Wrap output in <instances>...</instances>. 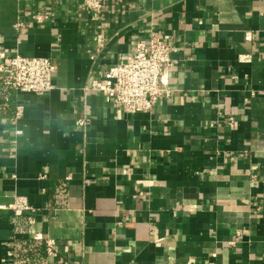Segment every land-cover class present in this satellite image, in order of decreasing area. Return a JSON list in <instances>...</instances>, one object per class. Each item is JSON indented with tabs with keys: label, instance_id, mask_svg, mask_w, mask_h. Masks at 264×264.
Here are the masks:
<instances>
[{
	"label": "crops",
	"instance_id": "1",
	"mask_svg": "<svg viewBox=\"0 0 264 264\" xmlns=\"http://www.w3.org/2000/svg\"><path fill=\"white\" fill-rule=\"evenodd\" d=\"M104 2L0 0V49L57 66L44 94L0 74V264H264V0ZM152 34L171 92L127 112L97 85Z\"/></svg>",
	"mask_w": 264,
	"mask_h": 264
},
{
	"label": "built area",
	"instance_id": "2",
	"mask_svg": "<svg viewBox=\"0 0 264 264\" xmlns=\"http://www.w3.org/2000/svg\"><path fill=\"white\" fill-rule=\"evenodd\" d=\"M82 10L102 13L106 11L104 0H83ZM34 24H51L55 13L47 10H37L30 15ZM26 21L19 18L16 29L25 28ZM246 38L251 39L247 34ZM173 48L165 38L152 34L149 40H139L134 50L125 59L110 67L100 80L97 88L109 96L114 105L127 112H149L162 97L170 95L169 70L173 65ZM56 64L50 57L24 56L20 53L8 57L0 49V74L2 87L7 90L44 94L54 88ZM23 113V107L18 106L16 118ZM15 118V119H16ZM231 122L233 120H230ZM77 123L86 125V118H79ZM15 213L31 209L25 196H15L14 201L6 206ZM14 242V241H12ZM49 254H54L55 240L45 241ZM15 243H11L7 251L9 260L15 258Z\"/></svg>",
	"mask_w": 264,
	"mask_h": 264
}]
</instances>
